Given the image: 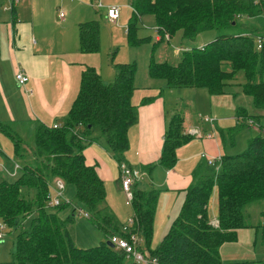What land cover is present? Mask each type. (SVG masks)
Segmentation results:
<instances>
[{
  "label": "trees",
  "instance_id": "1",
  "mask_svg": "<svg viewBox=\"0 0 264 264\" xmlns=\"http://www.w3.org/2000/svg\"><path fill=\"white\" fill-rule=\"evenodd\" d=\"M133 8L134 16L128 25L132 45L145 40L136 37L137 21L144 15H154L157 30L169 39L179 31L192 40L205 31L218 32L203 48L183 50L177 64L152 60L151 77L165 79L170 87L207 88L214 95L229 89L236 94L242 92L252 97L262 111L256 115V121L264 118V46L259 49L257 42V37L264 34V22L258 19L264 17V0L261 3L254 0H133ZM100 32L98 19L80 23L82 52L100 51ZM114 65L116 76L107 83L95 67L88 66L82 73L80 91L68 116L56 128L37 123L34 144L29 148L22 136L0 123V130L14 143L20 166L16 178H0V222L12 228L16 237L9 264H138L126 251L111 247L107 242L90 248H80L74 243L69 231L73 216H62L66 202L48 207L52 194L49 182L55 176L66 185L75 186L78 208L73 212L84 206L89 218L108 239L114 234L127 238L131 233H138L143 239L139 249L148 252L160 264H223L221 245L235 240L237 229L252 226L247 207L256 201L263 203L258 226L264 228V135L261 132L253 137L241 153L224 156L219 169L210 165L196 169L178 217L158 247L151 249L159 190L137 188L136 184L133 201L136 222L126 233L122 230L124 224L104 205L105 183L96 167L86 162L84 154L100 133L119 166L127 164L129 129L138 121V107L132 102L137 66L136 63ZM240 73H243V81L231 84ZM246 116L255 117L240 109L239 117L244 120ZM182 121L176 114L166 132L161 157V164L166 168L177 162V149L192 137L183 131ZM96 128L101 132L96 133ZM215 187L219 196V228L210 223L208 211ZM32 188L37 192L32 194ZM34 209L37 213L32 215ZM29 218L30 223L25 225ZM145 243L147 249L143 247Z\"/></svg>",
  "mask_w": 264,
  "mask_h": 264
},
{
  "label": "crops",
  "instance_id": "2",
  "mask_svg": "<svg viewBox=\"0 0 264 264\" xmlns=\"http://www.w3.org/2000/svg\"><path fill=\"white\" fill-rule=\"evenodd\" d=\"M95 2L96 0H0V123L33 124L31 128L35 130L39 122L51 127L60 125L65 120L79 94L83 71L88 66L97 67L94 55L98 52H82L79 37L80 23L99 18L95 13V8L98 7ZM104 3L108 4L107 7L103 4L98 9L106 17L107 8L117 3ZM127 7L134 11L133 3ZM62 10L65 11L63 16L60 13ZM124 13L121 10V16L116 22L109 21L107 17L106 19L111 25L120 22L121 25H126L128 34L130 22L126 24V20L122 24ZM111 32L114 36L113 31ZM164 39V36L161 39L156 36L158 43ZM206 44L207 41L200 44L201 48ZM20 70L29 76L24 85H20L16 78ZM113 74L116 76L115 66L110 70L108 80L113 78ZM151 79L137 85L135 75L136 89L132 102L138 107V121L129 129V149L125 155L129 166L146 173L141 180L146 181V186L142 189L157 188L158 185L163 188L159 191L156 213L158 205L162 204L161 213L171 222L180 213L196 169L208 165L203 153L221 159L226 155L239 154L242 147H237L236 137L239 132L236 130H241V142L245 145L255 135L251 134L254 133L253 128L239 117L241 107L235 105L236 97L244 93L236 94L229 89L226 93L214 95L207 88L189 87L198 91L196 95L200 101L207 103L211 115L202 118L203 115L198 113L200 116L195 115V122L187 129L183 123L184 132L197 129L201 136L193 135L180 146L176 153L177 162L171 168H166L161 164L166 132L173 117L176 114L181 116L177 107L180 101L174 98L177 91L175 89L186 87H170L165 79ZM108 80H105L106 83ZM168 98L172 100L168 102ZM145 100L147 101L144 102ZM182 119L184 120L183 117ZM242 124L244 127H240ZM248 131L251 133L246 134ZM2 134L5 133L0 130V137ZM13 150L16 166L19 162L14 143ZM0 152H3L1 147ZM84 154L86 162L96 167L105 184L112 182L121 187L119 163L104 137H97L95 142L86 147ZM220 164L221 161L217 165L218 169ZM4 169V163L0 159V178H6L9 174L15 176L13 174L19 170L18 167L14 171L12 168ZM139 184L140 182L137 188ZM208 211L210 223L219 220L217 187L211 195ZM250 213L253 211L250 210ZM116 218L123 224L117 215ZM258 225L237 229L236 239L221 245L223 264L257 262L254 258L259 235Z\"/></svg>",
  "mask_w": 264,
  "mask_h": 264
},
{
  "label": "rangeland",
  "instance_id": "3",
  "mask_svg": "<svg viewBox=\"0 0 264 264\" xmlns=\"http://www.w3.org/2000/svg\"><path fill=\"white\" fill-rule=\"evenodd\" d=\"M104 1H106L107 3H113V2L117 3L115 5L120 6L121 10L125 12L123 16L124 18H122V24H124L126 20H127L126 24H128L133 19L134 11L130 10V8L127 7L133 3V0H102V1L96 0V2L98 3L101 2V6H99L98 4L97 6L102 7L103 4H105ZM106 5L108 4H105V6ZM98 7L95 8V13L99 16V18H93V19H98L101 22V32H102L101 49L98 53H95L94 58L97 65V67L95 68L99 71L104 81L109 79L107 77H109L108 74L110 73V70H112V68L115 66L113 64L136 63L137 66L136 84L142 85V83H144L146 79L152 80L151 79L152 77H150V73H149V65L152 60H155L156 62L159 63L167 61L172 64H177L182 57V52L184 49L201 47L200 44L206 41L208 43V41L216 37L218 34V32L216 31L209 30L202 32L195 39L192 40L184 37L183 32L179 31L174 36H172L171 40L165 38L163 42L158 43L156 41V36L158 35V30L156 29L157 28L156 19L154 15H144L140 20L137 21L138 25L136 29L137 31L136 37L138 39H145V40L140 44L132 45L130 44L131 42L130 39L128 38V34H126V29H127L126 25H121V22L120 24L117 25H111V23L106 19L107 14L105 17V15L103 14L104 12L98 9ZM64 12L65 11L62 10V12L60 13L64 14ZM258 19H261L264 22V17ZM250 20H252V22H257V19H250ZM261 20L259 26H261ZM111 31H113L114 36H112ZM112 59H114L113 62ZM114 78L115 75L113 74V78L111 80H108L107 82L113 81ZM239 80L243 81V73L239 74V78L236 77V79H232L231 84L235 85L237 84V82H240ZM175 90L177 91H175L176 93L174 94V98H176L178 102L180 101V103L177 105L179 109L178 112H180L181 117L184 118V120L182 121V125L184 123L186 129L190 127L189 125H192V123L195 122L194 119L195 115L196 117L203 115L202 118L207 117V115L209 116L211 115L210 112H208L209 107L207 106V103L205 101H200L198 96L196 95V92H198L195 91L196 89L186 87ZM171 100L172 98H168V102H170ZM235 105L241 107V110L242 108H244L250 115H255L254 118L251 116L245 117V122L251 124L254 127L253 128L254 133L248 131L246 134L251 133L256 136L262 132V134L264 135V118L260 122L256 121V118H258L256 115L262 114L261 113L262 111L261 109L257 108V106L253 101V98L250 97L249 95L241 94L236 97ZM198 113L200 115H198ZM249 118L250 119L253 118V119L249 120ZM32 125L33 124L12 123L6 126L12 132L22 136L23 139L25 140V145L29 148V146H32L34 144V134H33L34 130L31 128ZM228 126H230V124H228ZM236 131L239 132L236 137L237 147H242L241 151H244L245 149L244 147H247L248 144L246 143L245 145L241 142L242 139L241 130L237 129ZM98 132L101 131L99 128H96V133ZM0 147L3 149V152L2 153L0 152V156H1L0 159L4 163V168L6 170H11V168L13 169V171L16 170L15 161H14L15 156L13 150V143L10 137H8L5 134H2V136L0 137ZM19 171L20 169L16 172L15 176L9 174V176L6 178L8 179L16 178L19 174ZM144 174L146 173L144 172ZM58 178L59 177L55 176V178L50 180L49 182L51 184L50 190L52 192L53 191L55 192L57 183H63L64 185L63 192H65L64 201L66 202V208L62 210V216L65 218L70 215L73 216V219L69 223V231L71 233L74 243L80 248H90L96 245H100L103 242L110 241L111 236L108 239L105 233L102 230H100L97 227V225H95V223L91 220V218H89L90 216L86 217L79 211L73 212L74 208H78V206L76 207L77 204L75 203L77 202L75 196L76 194L75 186L71 184L66 185L65 182H62ZM141 180L142 179L138 180L136 184L140 182L139 188L142 189L145 188L146 181H141ZM105 186H106L107 196L104 205L110 207L113 213L119 217L120 221L123 224H127L129 220L134 217L133 205L126 204L125 192L123 191L122 186L119 187L112 182L105 184ZM157 188L159 191L163 189L159 185L157 186ZM162 191L166 192V190H162ZM30 192L34 194L37 192V189L32 188ZM32 196L34 197V195ZM262 206H263L262 201H256L247 207L248 212H250V210L253 211V213L250 214L249 217V220L253 225H258L260 223L261 215L259 211H261ZM80 207L84 208V210L88 212L84 206H80ZM161 211H162V204L160 206L158 205V213H156L154 219V225H153L154 233L150 243L151 249H155L158 247V245L162 242L165 236L169 233L173 225V222L176 219V217L174 216L171 222L168 221L166 215L164 213H161ZM36 213H37V209H34L32 211V215H35ZM29 223H30V218L25 220V225H28ZM258 229H259L258 231L259 235H258L257 243L255 245L256 256L254 258V260L257 262H253L252 264H259V262L264 261V228L259 227ZM4 234H5L4 239L0 241V264H8L12 256V252L15 250L14 248V241L16 240V237H14L15 231L12 228H10L8 225H5ZM143 247L147 249L148 248L147 243H145Z\"/></svg>",
  "mask_w": 264,
  "mask_h": 264
},
{
  "label": "built area",
  "instance_id": "4",
  "mask_svg": "<svg viewBox=\"0 0 264 264\" xmlns=\"http://www.w3.org/2000/svg\"><path fill=\"white\" fill-rule=\"evenodd\" d=\"M262 0H254L255 3H261ZM99 6H101V2H97ZM107 14V19L111 22H116L119 20L121 16V8L118 5H111L107 8L106 11ZM63 16V13L61 14ZM158 36L159 39L163 37L159 31H158ZM165 38L169 39L168 35L164 36ZM257 42H258V48H263L264 46V34L261 36L257 37ZM203 48V47H202ZM183 49V48H182ZM188 49V48H186ZM185 50V49H184ZM16 78L19 82L20 85H24L25 83L28 82L29 76L25 74L23 71H18L16 74ZM58 124H55L53 127H58ZM186 134L190 135H197L201 136V133L197 129H191L187 130L185 132ZM204 158H206L208 165L217 167L218 163L222 160L219 157H211L205 153L202 155ZM16 167L20 169V166L17 164ZM121 169V186L123 191L125 192V197H126V204L127 205H133L134 201V186L137 183L138 180L143 178L144 173L135 168L129 167L128 164H121L120 166ZM16 172L13 174L15 175ZM64 185L63 183H57L55 192L53 191L52 194L49 196L48 199V207L53 208L55 206H58L64 202ZM80 213H82L84 216L89 217V213L83 210L82 208H79L78 210ZM136 222L135 216L129 220L127 224H124L122 226V230L126 233H129V227L134 226ZM211 224L215 228L220 227V222L219 220H213ZM5 223L0 222V240L4 239V229H5ZM110 241L117 246L119 249H123L126 251L127 255L129 258H132L136 263L138 264H160V262L156 258H152L148 252H142L139 249V246L142 244L143 239L141 236H139L138 233H131L129 237L125 238L122 235H112L110 237Z\"/></svg>",
  "mask_w": 264,
  "mask_h": 264
},
{
  "label": "water",
  "instance_id": "5",
  "mask_svg": "<svg viewBox=\"0 0 264 264\" xmlns=\"http://www.w3.org/2000/svg\"><path fill=\"white\" fill-rule=\"evenodd\" d=\"M108 245H110L111 247H114L115 245L111 242V241H107Z\"/></svg>",
  "mask_w": 264,
  "mask_h": 264
}]
</instances>
